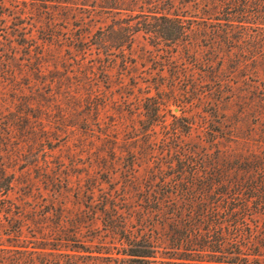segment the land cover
<instances>
[{"label": "rangeland", "instance_id": "374dc122", "mask_svg": "<svg viewBox=\"0 0 264 264\" xmlns=\"http://www.w3.org/2000/svg\"><path fill=\"white\" fill-rule=\"evenodd\" d=\"M5 5L20 9L24 24L7 39L32 40L28 48H7L14 58L0 78V162L12 175L6 198L14 212L26 217L59 207L65 217H82L80 240L94 232L105 241L100 221L82 213L86 186L111 189L122 207L126 177L140 188L157 161L176 157L166 146L173 131L179 157H227L239 174L264 159V42L250 41H263L264 29L230 32V44L217 37L215 48L192 33L193 44L166 62L140 31L110 32L103 26L108 8L94 2ZM99 38L106 48L95 43ZM171 80L173 91L155 92L156 83L166 88ZM145 110L162 122L144 125ZM24 229H32L28 219Z\"/></svg>", "mask_w": 264, "mask_h": 264}, {"label": "trees", "instance_id": "16d2710c", "mask_svg": "<svg viewBox=\"0 0 264 264\" xmlns=\"http://www.w3.org/2000/svg\"><path fill=\"white\" fill-rule=\"evenodd\" d=\"M86 1L108 8L109 21L103 26L110 32L140 31L150 51L161 49L159 60L166 62L178 57L179 47L193 44L192 33L215 48L217 37L230 44L235 42L225 37L230 32L264 29V0ZM120 9L126 13L119 14ZM21 14L0 0V31L5 35L0 39V78L14 58L7 48H28L32 41L7 39L24 26ZM95 43L108 45L100 38ZM106 69L101 65L100 72ZM174 89L172 80L166 88L162 83L154 87L157 93ZM155 114L145 110L140 120L144 125L162 122ZM174 132L167 135L166 146L176 157L157 161L140 188L133 177H126L122 207L114 204L111 189L95 192L86 186L82 213L87 220L100 221L105 241L94 232L80 240L82 217H65L59 207L38 213L32 209L26 217L14 212V203L6 198L12 175L0 162V264H264V159L239 174L238 165L227 157H179L180 138ZM27 219L31 231L24 229Z\"/></svg>", "mask_w": 264, "mask_h": 264}]
</instances>
